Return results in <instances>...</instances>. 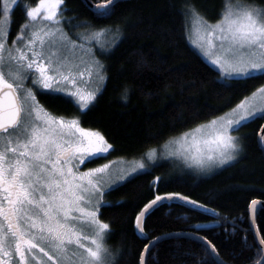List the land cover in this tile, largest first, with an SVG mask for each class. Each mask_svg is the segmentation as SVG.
<instances>
[{"label": "snow or ice", "instance_id": "6c2138e0", "mask_svg": "<svg viewBox=\"0 0 264 264\" xmlns=\"http://www.w3.org/2000/svg\"><path fill=\"white\" fill-rule=\"evenodd\" d=\"M115 2L97 6L96 15L110 16ZM17 3L0 0V264H115V255L106 246L110 225L100 219V209L112 207L106 195L134 173L146 171V164L137 160L114 177L110 172L114 162L82 170L81 165L106 158L113 145L98 130L81 127L77 118L49 112L37 93L70 97L79 110L88 109L107 78L90 45L99 44L110 31L117 42L120 29H100L73 39L64 28L65 23L71 25L63 17L64 0H37L34 6H24L25 22L9 44L10 18ZM184 16L185 32L191 24L199 40L192 43L216 69L222 86L264 78V8L245 0H222L218 19L209 23L186 2ZM123 99L127 100V90ZM257 116L264 118V85L230 114L183 133L164 147L186 166L209 172L237 160L243 149L240 137L232 132ZM172 143L179 147L171 149ZM156 154L157 149L150 148L145 155L154 161ZM175 199L215 212L180 193L155 194L136 216L141 237L147 238L142 218ZM202 239L205 251L215 256L212 264H223L216 246ZM258 239L260 258L255 264H264V238ZM159 240L145 244V252ZM140 264H145L143 253Z\"/></svg>", "mask_w": 264, "mask_h": 264}, {"label": "trees", "instance_id": "16d2710c", "mask_svg": "<svg viewBox=\"0 0 264 264\" xmlns=\"http://www.w3.org/2000/svg\"><path fill=\"white\" fill-rule=\"evenodd\" d=\"M186 2L208 22L219 17L222 0H121L107 17L97 16L83 0H64L63 17L71 21V25L65 23L70 34L77 25L88 32L120 29L118 41L97 55L107 78L88 109L79 110L70 97L37 93L49 112L77 118L84 128L98 130L113 145L106 158L97 161L138 157L208 123L264 85V78L233 82L231 87L221 85L216 69L187 40ZM245 2L264 6V0ZM36 3L19 0L10 18L9 42L25 22L24 6ZM125 90L127 100L123 99ZM263 124L264 118L259 116L240 127V157L212 174L175 170L165 162L130 177L108 193L105 199L113 206L102 207L100 219L110 225L106 246L114 253L115 264H140L150 240L179 233L211 241L226 264H255L260 247L249 207L253 200L264 201V150L257 140ZM166 193L188 196L219 215L165 202L144 219L147 238L141 237L135 228L136 216L155 194ZM117 202L122 203L117 206ZM215 221L220 224L216 228L195 229L198 224ZM256 223L264 238V209L257 212ZM205 247L194 238L171 236L150 249L145 264H212L215 258Z\"/></svg>", "mask_w": 264, "mask_h": 264}, {"label": "rangeland", "instance_id": "374dc122", "mask_svg": "<svg viewBox=\"0 0 264 264\" xmlns=\"http://www.w3.org/2000/svg\"><path fill=\"white\" fill-rule=\"evenodd\" d=\"M18 2H19V0H18ZM246 3H250V4H254V5H256V6H258V7H261V8H264V6H261V5H257V4H255V3H252V2H246ZM18 4V3H17ZM16 4V5H17ZM15 5V6H16ZM15 6H14V8H15ZM61 8H62V6H61ZM66 21V20H65ZM209 23H215V22H209ZM10 27V26H9ZM64 28L66 29V24H64ZM66 31H67V29H66ZM68 32V31H67ZM91 32H88V30H85V29H82V28H77L75 31H73V33H69L68 32V35L69 36H71L73 39H75L76 38V36H77V34H80V35H87V34H90ZM186 36H187V40H188V42L190 43V45L203 57V59L208 63V64H210L212 67H213V65L210 63V61H209V59L208 58H206L204 55H203V53H202V51L199 49V48H197L196 47V44H194V43H192V41H196L197 43H199V40H198V38L192 33V31H191V24L189 25V32L188 33H186ZM13 39H15V37L13 38ZM13 39H11V41L9 42V36H8V43L9 44H11V42H12V40ZM113 35L112 34H110L109 35V32L108 33H106L104 36H102L101 38H100V43L99 44H97L95 41H93L92 43H91V45H90V47L92 48V50L95 52V56H96V59H98V57H97V55L98 54H102V53H104V52H101L100 51V48L103 46V47H106V48H110L111 46H113ZM99 60V59H98ZM100 61V60H99ZM214 68V67H213ZM104 83H105V81L103 82V84L101 85V89L103 88V86H104ZM98 95V94H97ZM251 97H252V95H250L248 98H250L251 99ZM38 99V98H37ZM256 103H257V105H258V107L259 106H261V102H260V100H259V94L257 95V99H256ZM239 104V103H238ZM237 104V105H238ZM236 105V106H237ZM235 106V107H236ZM234 107V108H235ZM233 109V108H232ZM232 109H229L228 111H226L225 113H223L222 115H220V116H218V117H223L225 114H230L231 113V110ZM86 110V109H85ZM85 110H83V111H85ZM218 117H216V118H218ZM257 117H259V116H257ZM69 119H71V118H69ZM215 119V118H214ZM213 120V119H212ZM210 122V121H209ZM208 123H206V124H204V125H207ZM81 125V124H80ZM81 127H83L82 125H81ZM84 128V127H83ZM85 129H88V128H85ZM195 130V129H194ZM192 131H189V133H191ZM196 135H199V134H196ZM232 135H234V136H238V137H240V133H239V130L238 131H234V132H232ZM182 135H180V136H177V137H175V138H172L171 140H169L168 142H170V141H174V140H177V139H179L180 137H181ZM189 143H190V141H189ZM240 143H241V145H242V140H241V137H240ZM164 145H165V143L164 144H162V145H160V146H158V147H155L156 149H157V154H156V159L154 160V161H149V160H147V158H146V153H144V154H142V155H140V156H138V157H135V158H129V159H126V158H123V159H117V160H101V161H97V159H94V160H92L91 162H87L85 165H81V169L82 170H84V171H86L88 168H95V167H98V166H100V165H103V164H105V163H109V162H114L112 165H111V167H110V172L113 174V177L118 173V172H120V170L121 169H125V170H127V169H129L134 163H135V161H137V160H140V159H143L144 160V163L146 164V170H149L151 167H153V166H155V165H157V164H161V163H165V162H167V163H169L170 165H172V167L173 168H175V170H179V171H187V172H191V173H194V174H196V175H201V176H207V175H209V174H212V173H214V172H216V171H218V170H220V169H223L224 167H226V166H228V165H230V164H232L233 162H235V161H233V162H231L230 164H228V165H225V166H223V167H218V168H214L213 170H211V171H209V172H204V171H201V170H199V169H197V168H194V167H192V168H190V167H188V166H186V164L184 163V161L181 159V158H179L178 156H169L168 155V149H166L165 147H164ZM170 147H171V149H173V150H175V149H177L178 147H179V145L178 144H175V143H172V144H170ZM185 147H187V144H185ZM240 155H241V153H240ZM240 155H239V157H240ZM238 157V158H239ZM237 158V159H238ZM134 175H136V173H134L132 176H134ZM131 176V177H132ZM130 178V177H129Z\"/></svg>", "mask_w": 264, "mask_h": 264}, {"label": "water", "instance_id": "95a60500", "mask_svg": "<svg viewBox=\"0 0 264 264\" xmlns=\"http://www.w3.org/2000/svg\"><path fill=\"white\" fill-rule=\"evenodd\" d=\"M84 3L91 9L95 12V8L97 6H100V5H106L107 2H103V3H100V4H94L92 3L90 0H83ZM118 1H121V0H116L115 4L118 2ZM262 137H264V124L258 134V137H257V140H258V143H259V146L262 150H264V141H262ZM258 202L257 205H252V203L250 204V207H249V212H250V220H251V226H252V229H253V232L255 234V237H256V240H257V243L259 245V247H261V245L259 244V239L258 237H261L260 233H259V230H258V227H257V223H256V214L257 212L261 209V205H264V201H260V200H256ZM165 202H177V203H180L182 204L183 206L191 209V210H194V211H197V212H201V213H208V214H214L218 217V212H213V211H205V209L203 208H193V206L191 204H185L182 200H179V199H175V200H172V201H165ZM164 202V203H165ZM253 209H256L255 211H253ZM218 214V215H217ZM144 219L145 218H142L143 222H144ZM220 224L219 222L215 221V222H210V223H202V224H198L195 226V229L197 230H206V229H212V228H216L218 227ZM198 226V227H197ZM171 236H175V237H190V238H194V239H197L199 241H201L204 245L205 244V241L204 239H202L203 237L201 236H198V235H194V234H182V233H179V234H172V235H164V236H160V240L157 242L159 243L160 241L168 238V237H171ZM208 241V240H207ZM156 243V244H157ZM155 244V245H156ZM154 245V246H155ZM153 246H149V251L150 249L152 248ZM145 252V250L143 251V255H144V261L146 263V258H147V255H148V252ZM215 258V256H214ZM220 260H222L220 257H219ZM223 261V260H222ZM223 264H226L224 261H223Z\"/></svg>", "mask_w": 264, "mask_h": 264}]
</instances>
